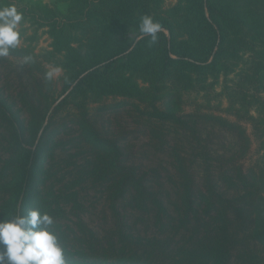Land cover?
<instances>
[{
    "label": "trees",
    "instance_id": "obj_1",
    "mask_svg": "<svg viewBox=\"0 0 264 264\" xmlns=\"http://www.w3.org/2000/svg\"><path fill=\"white\" fill-rule=\"evenodd\" d=\"M165 1L0 0L52 39L0 58V220L52 214L68 264H264V0Z\"/></svg>",
    "mask_w": 264,
    "mask_h": 264
},
{
    "label": "clouds",
    "instance_id": "obj_2",
    "mask_svg": "<svg viewBox=\"0 0 264 264\" xmlns=\"http://www.w3.org/2000/svg\"><path fill=\"white\" fill-rule=\"evenodd\" d=\"M23 21L24 13L15 3L0 4V58L9 57L12 50L21 46ZM139 31L156 43L164 29L151 16L145 15ZM31 60L32 57H26L24 63ZM60 71L58 67L52 68L47 71L46 78L51 81ZM55 225V217L39 208L29 210L26 215L13 213L0 220V264H68L66 248Z\"/></svg>",
    "mask_w": 264,
    "mask_h": 264
},
{
    "label": "rangeland",
    "instance_id": "obj_3",
    "mask_svg": "<svg viewBox=\"0 0 264 264\" xmlns=\"http://www.w3.org/2000/svg\"><path fill=\"white\" fill-rule=\"evenodd\" d=\"M179 0H166L164 3V6L167 8L169 6H172L176 4ZM16 2L20 3H31V4H50L53 3L54 0H16ZM37 26H33L31 22L24 18V21L21 25V31L23 33V44H30L31 47L37 52L41 53L42 51L49 50L50 45L52 43V39L50 38L48 34V28L47 27H40L36 28ZM58 66L55 65H49L48 68L51 70L52 68H57ZM60 68V67H58ZM61 69V68H60ZM63 74V71L61 69L60 73L57 75L56 79L59 78ZM234 75H230V78H233ZM224 83V77L221 75L215 85V92H221L223 88ZM60 85V84H59ZM58 85V87H59ZM186 99V105L184 107L185 111L189 112L193 110V103H201L204 105L210 104V105H221L222 107H226L228 105V101L224 96H215L214 93L212 94H196V93H190L185 95ZM117 101L116 99H107L105 100V103H114ZM223 114V113H219ZM127 121L132 122V119L127 118ZM248 132L251 133V128L249 125H247ZM263 152L257 151V144L254 143L252 145V151L249 154L247 161H253L257 159ZM2 152L0 149V156ZM101 196L99 194H96L94 192H89L87 195H85V205L88 207L89 211L85 214L84 218L87 222L90 223V225L95 227H100L103 224V209L105 207V203Z\"/></svg>",
    "mask_w": 264,
    "mask_h": 264
}]
</instances>
